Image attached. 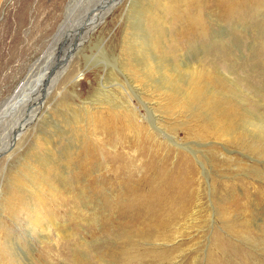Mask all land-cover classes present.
<instances>
[{
  "label": "rangeland",
  "instance_id": "1",
  "mask_svg": "<svg viewBox=\"0 0 264 264\" xmlns=\"http://www.w3.org/2000/svg\"><path fill=\"white\" fill-rule=\"evenodd\" d=\"M71 2L0 0V104L56 51ZM110 3L81 46L42 63L36 95L23 90L42 103L45 139L32 133L0 178V264H264V0H178L176 15L161 0ZM159 88L154 115L137 97L156 102ZM89 103L103 106L96 135ZM109 113L125 126L108 131Z\"/></svg>",
  "mask_w": 264,
  "mask_h": 264
},
{
  "label": "bare ground",
  "instance_id": "2",
  "mask_svg": "<svg viewBox=\"0 0 264 264\" xmlns=\"http://www.w3.org/2000/svg\"><path fill=\"white\" fill-rule=\"evenodd\" d=\"M189 0H186V3L188 2ZM119 4V2H117ZM115 3V4H117ZM178 3V0H161V4H162V7H164V12L163 14H165L166 10L165 9H169V13L170 14H173V15H176L177 11H176V4ZM117 4V5H118ZM101 5H103V7H101ZM114 7H117L116 5H113L112 6V3H110V0H72V2L70 3V5L68 6V12L72 15H75V18L73 17H70L68 19V21H66V23H63L61 28H60V31H59V34L56 36V38L54 39L53 41V45L55 44V46L57 47L56 51L59 50L60 48V44L62 42L65 43V41L67 42H71L73 40H76V43L75 45L78 43V41L80 40V43L79 45L81 46L82 43L85 40V36H83L82 34L84 33L85 29L87 30L86 32H89L91 35L93 34L94 31L97 30L98 26L103 24V23H106V19L109 15L112 14V11L114 10ZM163 10V9H162ZM100 13V14H99ZM102 13V14H101ZM152 13V12H151ZM92 15V16H90ZM152 15V14H150ZM156 15V14H155ZM149 16V15H148ZM154 16V15H152ZM95 17H97L98 19L96 21H93L95 19ZM147 17V16H145ZM67 18V17H66ZM148 18V17H147ZM151 18V17H150ZM149 19V18H148ZM147 19V20H148ZM151 20V19H150ZM87 25V26H86ZM91 26V29L90 27ZM81 30V31H80ZM77 33H81L76 39L73 38L74 35H76ZM82 35V36H81ZM89 34H87V37H88ZM80 37V39L78 40V38ZM74 45V46H75ZM78 47V46H77ZM53 49H50L48 50L46 53H45V56H44V60H41L40 63H38L37 67H39L42 63L45 64V65H48L50 66L49 64V60H47V58L49 57V55L51 54ZM74 51V48L72 49ZM55 52V51H54ZM60 54V53H59ZM47 56V57H46ZM66 56V55H65ZM62 57V56H61ZM46 58V60H45ZM54 57H52L50 59V61L52 62ZM67 63L69 64V62L67 61ZM43 64L41 66H43ZM67 64V65H68ZM63 65H66V62L65 64ZM45 70V69H44ZM36 70H33L32 73H35ZM46 71V70H45ZM44 71V72H45ZM32 73H29V75L27 76L26 80L25 81H22L21 84L19 85L18 89L15 90V95H13V97H11L10 99H5L3 100V102L0 104V178L5 174L4 171H6V169H10L12 168V164L10 165V167L8 166L9 165V162H11V160L14 159L15 155L17 153H19L23 148L24 146L27 144V142H29V139H30V136L32 133H40V136L38 135L37 138L39 137V140L40 141H44V137L42 136V133H41V124H42V120H46L44 119L45 116H43V114L39 113L40 109H41V105L42 103L38 102L39 103V107H36L34 106L35 108H32L33 104L31 105L30 102H28L30 100V97H26V94L23 93V90L24 91H27L29 92V94L31 95V90H32V87L33 85L30 87V89H28V83H29V80L31 79V74ZM62 74H65V72H61V74L58 75V78L62 75ZM196 72H194V74L192 73V77H193V80L196 78ZM70 76H73V72L70 74ZM62 77V76H61ZM206 77V73L202 74L198 79L196 80H192L193 83V86L195 88V90H199V88H201V82L202 80ZM48 78V77H47ZM57 78V79H58ZM59 80V79H58ZM74 80L75 82L78 80V77H74ZM66 81H68V79L66 78ZM38 83V82H37ZM57 83V82H56ZM55 83V84H56ZM54 85V84H53ZM42 87V86H41ZM136 87V86H135ZM135 87H134V90H135ZM139 87V86H138ZM155 87V86H154ZM140 88V87H139ZM138 88V89H139ZM158 88V87H157ZM161 88L159 89H156V93L154 95H152L151 97L153 99H155L154 101H156V98L159 100L160 99H163V93L162 91L160 90ZM47 90L48 92H44V94L42 95V99L45 98L47 95H50L51 91H53V86H52V83H51V86L48 85L47 86ZM109 88H107L106 91H108ZM137 90V89H136ZM106 91H104L103 93L101 94H104ZM111 91V89H110ZM165 91V90H163ZM137 92V91H136ZM135 92V93H136ZM170 91H167L168 93V97L167 99H169L170 101H175L177 102L178 101V106L179 107H185V106H189V101L186 100L185 98L183 97H180L178 96L179 93H176L175 90L172 91L171 93H169ZM34 93V92H33ZM55 93V92H54ZM53 93V94H54ZM108 93V92H107ZM100 94V95H101ZM34 95H36V93H34ZM33 94L31 95V98L34 96ZM99 95V94H98ZM26 97L25 100H23V98ZM39 97V96H38ZM19 98H22V102H19L15 107L14 109L9 113V114H5L6 110L10 109L11 106H13L15 104V102L19 99ZM137 98H139V100L144 104V106L148 109V111L150 113H153L154 114V109L155 107H158L160 105V103H158V101L156 102H146V100L141 97V96H138ZM178 98V99H177ZM40 99V98H39ZM170 101L168 104H165V105H168L167 108L169 107L170 105ZM192 103V102H191ZM31 105V106H30ZM130 105H131V109L132 111L135 112V115L134 113H132V116L134 117V119H132V122L135 124V125H138L140 122L137 120L139 117L141 118V106L139 105V107L137 106H134L132 104V102H130ZM150 105V106H149ZM20 106L24 107V109L26 110V112L28 113L27 115L29 116V118L27 117H24L26 118L27 120L23 121V122H20L19 120V123L17 122L18 118H19V114L21 112L18 113V111L20 110ZM78 106V105H77ZM203 106H205V104H201V108H204ZM79 107H81V104L79 103ZM96 107V108H94ZM100 106L98 105H93L91 103H89V106L86 108V112H85V115L87 116V124H86V127L87 126H91L92 128V131L95 133L94 135H96V130H97V115H98V112L97 110H99ZM49 108V107H48ZM100 108H103L100 107ZM200 108V109H201ZM84 108H80V110H83ZM200 109L198 110V112H201ZM50 110V109H49ZM52 111V109L50 110ZM113 112V111H111ZM155 115V114H154ZM109 116L110 118H108L106 121H109L110 122V125H109V128H108V131L112 128V126L114 125H118L120 124L122 127L125 126L126 124V117H123V119H119V118H116L114 116H112L111 113H109ZM219 116V115H218ZM78 118V117H77ZM84 118V117H83ZM221 118L223 119V115H221L220 117V120ZM80 120V118H78ZM83 121V120H82ZM85 121V120H84ZM83 121V122H84ZM222 121V120H221ZM225 121V120H224ZM229 121V120H228ZM76 122H79V121H76ZM81 122L80 120V123H83ZM80 123H78L80 125ZM220 123V122H219ZM229 123V122H228ZM46 124V123H45ZM43 125V124H42ZM85 125V124H84ZM199 128L200 129H204V132L208 135H212V132L215 130L217 131L219 129V125H213L212 123H209V122H205V121H202V122H199ZM76 126L77 123H76ZM81 126V125H80ZM144 127V126H143ZM199 130V129H197ZM45 133V132H44ZM39 140L36 139V141L38 142L37 144L38 145H41V143L39 142ZM29 144V143H28ZM44 145H47L48 148L47 150H49L51 147V143L50 142H47L46 144ZM28 147V146H27ZM54 148V147H53ZM80 148V147H79ZM23 151V150H22ZM46 152V151H45ZM48 162V161H47ZM50 163V162H49ZM34 165V164H33ZM38 165V164H37ZM46 165V164H45ZM50 166V165H49ZM48 166V167H49ZM29 167V166H28ZM34 167H36V165H34ZM33 167V168H34ZM37 168V167H36ZM36 168L32 169L33 171H36ZM41 168V167H39ZM47 167L44 166L43 170L39 171L38 172V168H37V176L39 178V174H47ZM29 170V169H28ZM33 173V172H31ZM35 175V174H34ZM33 175V178L31 179L32 181H30V183L34 186L35 182L37 181V176H34ZM17 176V175H16ZM44 177V176H42ZM13 178V177H12ZM3 179V177H2ZM14 179V178H13ZM36 179V180H35ZM1 180V179H0ZM9 181V180H8ZM24 181V180H23ZM34 181V182H33ZM42 182H46V178L42 181ZM23 183V182H22ZM27 185V184H26ZM41 188L43 187L41 184H40ZM22 188L23 186H21V184L19 185V188ZM12 188H15L17 189L18 191L20 189H18V181L15 177L14 181H13V185H12ZM25 188V186L23 187V189ZM26 189V188H25ZM29 189V188H28ZM27 189V190H28ZM12 190V189H11ZM25 190V191H27ZM35 190V189H34ZM13 192V191H12ZM17 192V191H16ZM15 193V192H14ZM12 193V194H14ZM23 193V191H22ZM25 193V192H24ZM23 193V194H24ZM11 194V195H12ZM17 195V194H15ZM18 200L17 199H14L13 201H10L9 204H8V201L6 203V206L7 208L9 209H14V207L17 205L15 202H17ZM22 203V202H21ZM20 204V203H19ZM44 204V202H43ZM33 206V204H32ZM1 207V206H0ZM8 209V211H9ZM39 213V212H38ZM45 216V215H44ZM38 217V216H37ZM41 218V217H40ZM45 218H47L45 216ZM41 220V219H40ZM37 222V221H36Z\"/></svg>",
  "mask_w": 264,
  "mask_h": 264
},
{
  "label": "water",
  "instance_id": "3",
  "mask_svg": "<svg viewBox=\"0 0 264 264\" xmlns=\"http://www.w3.org/2000/svg\"><path fill=\"white\" fill-rule=\"evenodd\" d=\"M56 52V51H55ZM55 52H51V54H53V56H54V54H55ZM52 57H48V60L50 61V59H51ZM48 61V62H49ZM42 65V64H41ZM39 66V70L41 71V68H42V66ZM36 70V72H37V74H36V77L34 78L33 76L31 77V79L29 80V83H28V89H30V87L32 86V85H34V84H36L37 82H38V76L40 75V71L39 70ZM32 75V74H31ZM27 97V96H26ZM26 97H24L23 98V100H25L26 99ZM22 100V98H19L16 102H15V104L13 105V106H11V108L10 109H8V110H6V112H5V114L4 115H6V114H9L13 109H14V107L19 103V102H22L21 101Z\"/></svg>",
  "mask_w": 264,
  "mask_h": 264
}]
</instances>
